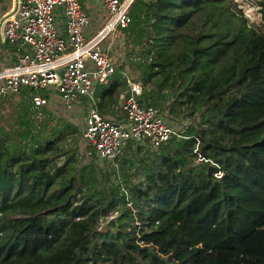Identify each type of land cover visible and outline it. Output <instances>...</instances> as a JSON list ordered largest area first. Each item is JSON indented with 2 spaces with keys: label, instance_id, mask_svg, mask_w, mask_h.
I'll return each instance as SVG.
<instances>
[{
  "label": "trees",
  "instance_id": "1",
  "mask_svg": "<svg viewBox=\"0 0 264 264\" xmlns=\"http://www.w3.org/2000/svg\"><path fill=\"white\" fill-rule=\"evenodd\" d=\"M129 15L139 101L189 138L136 144L155 163L127 195L95 189L97 162L58 161L79 131L54 111L40 109L37 130L27 109L0 124V264H264L262 28L232 0H134ZM127 90L119 71L96 88L99 113ZM113 211L116 229H100Z\"/></svg>",
  "mask_w": 264,
  "mask_h": 264
},
{
  "label": "built area",
  "instance_id": "2",
  "mask_svg": "<svg viewBox=\"0 0 264 264\" xmlns=\"http://www.w3.org/2000/svg\"><path fill=\"white\" fill-rule=\"evenodd\" d=\"M133 1L12 0L9 11L0 15V49L8 47L13 55L7 63L0 57V101L26 89L35 110L58 102L62 114L81 118L80 138L99 164L114 163L129 142L156 149L173 137L189 138L185 122L142 104L141 84L129 78L128 90L121 95V120L102 116L97 109L95 90L110 81L118 66L109 52L113 37L107 39L129 26ZM232 1L237 8L242 9L241 4L263 15L264 0H259L258 10L248 0ZM92 25L100 27L93 32ZM195 161L207 162L197 151ZM214 175L222 177L220 171Z\"/></svg>",
  "mask_w": 264,
  "mask_h": 264
},
{
  "label": "rangeland",
  "instance_id": "3",
  "mask_svg": "<svg viewBox=\"0 0 264 264\" xmlns=\"http://www.w3.org/2000/svg\"><path fill=\"white\" fill-rule=\"evenodd\" d=\"M248 4L254 7V9L258 10V7L256 6L259 5V0H248ZM240 6L242 9H238L241 10L243 17L246 19L247 25H254L257 28L261 27V31L264 34L263 15L258 13L259 11H252L249 7L243 8L241 4ZM95 8L98 9V6L93 3V9ZM99 27L100 25H92V31L95 32L97 29H99ZM111 37H113V43L109 52L116 59V64H118L117 72L119 71L124 78H129L130 80L138 82V73L135 70L136 68L134 65H136L137 61L139 60L137 54L140 52L138 49L132 50L131 46L128 48L126 45H124L126 37L121 31H116L115 33L111 34L107 40H109ZM105 47H107L106 44ZM121 101L120 95L118 98L117 107L114 111V117L117 120H121L123 118L120 109L122 104ZM51 108L55 109V117L64 119L67 123L73 124L79 131V138L77 142H73L71 139H69V135L67 134V136L64 137L66 139V144H64L62 141L59 142V145L61 144L64 150L60 155L57 156L58 161L61 163L63 161V154H69L78 161L77 169L79 171L81 168H84L89 164H96L97 159L93 149L84 145V142L80 138V130L82 127L81 118L79 116H74L75 118H72V115L67 116L62 114L58 102L52 103L48 109ZM24 109L29 111L30 118L32 117L33 119H31L36 122V125L34 124V127H32L33 129L37 130V126L40 125L41 121H43L42 119L45 115L40 113V110H35L32 108L30 92H25L24 94L21 92L18 95H7L0 101V124L6 130H9V126L14 124L13 122L15 119L25 111ZM167 118L170 119L169 116H167ZM177 121L179 122V120ZM137 148L138 146L135 143H128L114 163H98V167L96 164L95 169L97 170V184L95 189L98 191H102L103 189H113L114 191H117V188H119L123 194L128 195L129 190L132 189L134 185L145 181V173L143 169L154 164L156 156H154L155 152H151L148 148L141 147L140 150ZM110 214L117 216L116 211H113ZM106 226V221H102V223H100V229L106 228Z\"/></svg>",
  "mask_w": 264,
  "mask_h": 264
},
{
  "label": "crops",
  "instance_id": "4",
  "mask_svg": "<svg viewBox=\"0 0 264 264\" xmlns=\"http://www.w3.org/2000/svg\"><path fill=\"white\" fill-rule=\"evenodd\" d=\"M11 5H12V0H0V15L9 11V9L11 8ZM0 57H2V59H4L5 63L12 62V60H13L12 50L8 47L1 48L0 49Z\"/></svg>",
  "mask_w": 264,
  "mask_h": 264
},
{
  "label": "water",
  "instance_id": "5",
  "mask_svg": "<svg viewBox=\"0 0 264 264\" xmlns=\"http://www.w3.org/2000/svg\"><path fill=\"white\" fill-rule=\"evenodd\" d=\"M106 229L115 230L116 229V216H112L106 220Z\"/></svg>",
  "mask_w": 264,
  "mask_h": 264
}]
</instances>
